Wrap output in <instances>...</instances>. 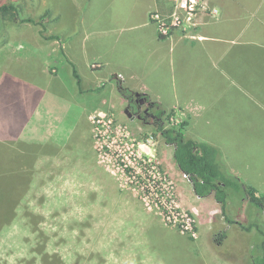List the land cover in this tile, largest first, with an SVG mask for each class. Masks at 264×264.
Instances as JSON below:
<instances>
[{"label":"rangeland","instance_id":"rangeland-1","mask_svg":"<svg viewBox=\"0 0 264 264\" xmlns=\"http://www.w3.org/2000/svg\"><path fill=\"white\" fill-rule=\"evenodd\" d=\"M5 2H17L21 8V16L7 22L9 32L0 37V157H9L5 166L18 164L13 158L18 155L12 153V142L25 143L28 148L33 143L44 146L49 141L61 145L71 141L77 127L86 129L87 121L90 151H84L85 157L75 160L73 157L38 160L42 180L27 210L33 213L32 220L23 215L27 211L22 212L19 223L0 237V264H249L251 247L264 241L256 228L259 225L264 231V210L237 195L230 198L228 213L246 226L254 225V229L250 235H240L234 227L227 232L223 245L215 244L220 234L216 229L224 227L208 230L211 221H219L220 211L212 208L213 199L208 200L207 208L197 201L183 203L180 191L187 183L178 184L170 169L174 147L165 143L155 126L146 125L132 115L129 101L125 105L120 98L112 97L109 85L97 93L88 92L95 85L86 76L102 77L106 73L97 64L91 69L96 62L91 50L86 56L74 58L76 70L85 77L82 90L79 88L72 66L60 55L62 39L54 41L57 24L62 34H67L66 40L74 29L78 30L74 25L77 10L70 1L0 0V5ZM210 9H214L212 3L206 5L204 13L213 16ZM216 10L220 15L219 9ZM44 16L43 24H38ZM23 18L34 19L37 24L24 23ZM80 34L81 31L77 38ZM85 43L90 47L94 42L90 39ZM249 53L245 72L234 58L228 63L232 77L222 78L218 83L193 82V87L210 90L212 97L199 101L212 102V109L209 120L194 117L186 136L219 149L224 165L229 168L231 164L242 182L256 188L261 197L264 196V49H251ZM260 53L258 79V71H253ZM186 70L191 73L192 69ZM238 78L244 80L246 89L260 96L251 99L250 110L243 115L237 111L242 98H217L222 92H236L238 82L242 81ZM100 83L105 82L97 84L101 87ZM130 94L127 93L129 100ZM105 98L107 102L101 104ZM164 100L169 102L168 98ZM190 100L185 97L183 102ZM84 111L87 120L83 118ZM241 116L244 121H240ZM163 121L164 128L184 122L181 110L165 111ZM74 144L77 155L80 145L78 141ZM139 145L151 155L143 156L151 173L142 169L140 160L130 157ZM160 178L162 183L163 179L172 183L169 190L157 187ZM17 190L11 187L0 192V217L14 207ZM164 205L177 206L182 213L191 215L193 231L182 234L180 226L167 224ZM21 208L25 209L23 205ZM159 234L160 237L155 236ZM166 234L170 239H166Z\"/></svg>","mask_w":264,"mask_h":264},{"label":"crops","instance_id":"crops-1","mask_svg":"<svg viewBox=\"0 0 264 264\" xmlns=\"http://www.w3.org/2000/svg\"><path fill=\"white\" fill-rule=\"evenodd\" d=\"M69 1L77 10V21L74 25L81 31L80 37L77 38L79 31L74 29L72 38L69 37L66 40L67 34H62V28L60 24H57L54 27L56 39L54 41L58 42L62 39L63 52L60 55L67 64L72 66V69L73 66H76L74 58L86 56L89 50L92 51V59L96 62L91 64V69L92 65L97 64L98 68L101 67L102 71L104 70L106 73L102 77L92 74L86 76V79L92 83L91 85H95L94 88L88 89V92L97 93L109 85L112 97L120 98L119 101L124 102L125 105L129 101L127 93H139L149 98L151 102L158 103L164 111L179 109L182 120L187 123L186 132L191 127L190 123L194 121V117L196 120H209L212 109V102L199 101L200 98H211L210 90L202 91L196 85L193 87V82L201 80V82L214 81L218 83L222 78L232 77L229 73L228 63L234 61V58L245 72L248 67L249 51L264 49V39H262L264 35V0H207L208 4L212 3L214 8L219 9L220 15L211 16L209 13L203 12L197 19V26L191 28L189 33L175 32L171 37L165 39L159 35L156 25L151 20V15L155 12L169 14L173 9L172 0ZM73 34L75 38H73ZM89 38L94 43L87 47L85 42L90 40ZM59 58L57 51L55 59ZM260 59L261 53L257 56V64ZM224 62L227 64L224 65ZM186 68L192 69L191 73ZM259 69L258 64L253 71V73L258 71V75H256L258 79H260ZM201 72H204V75H200ZM78 73L84 82L85 77L81 76L80 71ZM241 80L238 78V81ZM100 81H104L106 85L105 83L103 86L100 83L102 87L97 85ZM238 84L236 92H222L217 98H242L241 105H244V108L240 105L237 111L238 114L243 115L250 110L251 99L260 96L246 89L244 80ZM185 97H189L191 100L183 102ZM165 98H168L169 102H166ZM106 102L105 98L101 104ZM83 118L86 119L85 111ZM240 121H244L243 116L240 117ZM76 130L72 134V138L70 137L71 141L69 139L61 145H54V141L46 143L54 148V151L48 150L51 153L47 151L46 155H42L41 152L40 154L31 153V151L25 152L23 149H17L14 152L19 157H37V155L39 157H73L72 160H75V157H85L84 151L86 153L90 151L88 121L86 129L77 127ZM75 141H78V145H80L77 155L74 153ZM31 145L39 146L41 144L33 143ZM80 152H83L82 156H79ZM85 159L86 162L89 161L87 158ZM173 160L170 169L173 170V175H176V181L178 184L184 181L185 184L187 183L182 187V192L180 191L183 203L186 205L197 201L204 203L207 208L210 205L208 200L213 199V204L216 206L214 205L212 208L220 211L217 215L219 221L215 223L211 221V227L208 230L209 232L217 227H224L222 230L216 229L220 232L215 243L217 246L223 245L227 239L223 243H219L218 237L223 233H229L234 227L237 228L240 235L249 234L238 226H230L227 223L222 213L221 204L216 202L213 197H198L192 182L184 179V174L175 162L174 154ZM228 166L229 172L239 178L240 175L234 170L235 168L231 164ZM259 194L261 193L258 191L257 197ZM155 236L160 237L161 234ZM164 236L166 239H170L169 235ZM214 236L215 234L211 236V239ZM179 238L186 240L181 236Z\"/></svg>","mask_w":264,"mask_h":264},{"label":"trees","instance_id":"trees-1","mask_svg":"<svg viewBox=\"0 0 264 264\" xmlns=\"http://www.w3.org/2000/svg\"><path fill=\"white\" fill-rule=\"evenodd\" d=\"M20 14L21 8L18 6L17 2H5L0 5V37L5 32H9L7 22H13L16 17L21 16ZM45 18L46 16L41 17L40 23L38 24H41ZM22 21L24 23L37 24V22L31 18H23ZM73 75L81 89L82 80L74 66ZM152 107L159 116L165 114V111L158 103L152 102ZM186 127L187 123L181 122L179 125L170 128H164V126L162 127L159 125L157 129L164 138L165 143L174 147L175 162L182 173L187 175L192 182L195 194L200 198L213 197L216 202L221 204L222 213L227 223L230 226H238L250 235L254 229V225L246 226L239 222V218L235 215L231 216L227 209L229 200L237 195L241 197V200H244V202L253 204L258 209L264 210V196L257 197L258 190L256 188L243 183L239 178L229 172L228 168L222 162L219 149L207 143L188 138L186 136ZM11 145H13L11 148L14 151L23 149L25 152L31 151V153L37 154L41 152L42 155L48 154V152H50L48 150L54 151V148L49 144H45L44 146L29 145V148L21 142H12ZM40 149H42V151H40ZM12 153L18 155L15 152ZM8 158L9 157H0V192L11 187L15 188V190L18 189V200L15 202L14 207H11L9 212L4 211V216L0 217V237L8 233L14 224L19 223L18 221L21 217V213L26 212L28 208H30V200L34 198L39 191L42 180L37 170V163L38 160L43 157H39L38 155L37 157H13L18 164L5 166L8 164ZM22 205L25 209L21 208ZM29 212L30 211H27V213L23 215L29 217V220H32L31 214L33 213L30 214ZM32 223L36 225L37 222L33 219ZM256 228L264 239V231L261 226L256 225ZM218 238L219 243H223L227 238V234L223 233ZM253 250L255 255H252ZM41 252H43V249H40V253ZM250 256L251 259L249 260V264H264V241L251 247Z\"/></svg>","mask_w":264,"mask_h":264},{"label":"built area","instance_id":"built-area-1","mask_svg":"<svg viewBox=\"0 0 264 264\" xmlns=\"http://www.w3.org/2000/svg\"><path fill=\"white\" fill-rule=\"evenodd\" d=\"M172 2L173 10L171 11L170 15L166 16L160 12H155L151 15V20L156 25L159 35L162 38H169L179 30L184 34L189 33L191 28L197 26L198 16L205 11L206 5H208L207 0H172ZM211 13L213 16L218 15L216 8L211 10ZM94 120L95 117L93 121ZM143 156L151 157L150 153L147 150L145 151L141 145H139V148L136 151H132L130 153V157H133L134 160H140L143 163L142 169L145 172L151 173V170H149V165L147 164V161L143 159ZM116 160L119 161L118 158ZM149 163L151 164L152 160L149 159ZM153 169H157V167L153 166ZM185 177L188 178L187 175H185ZM159 182L160 183L157 187L161 186L162 191L169 190V187L172 184L167 179H163L162 183L161 178ZM162 209L164 211V220L167 224L180 226L182 234L193 231V221L191 215L182 213L177 206L168 207L167 205H164Z\"/></svg>","mask_w":264,"mask_h":264},{"label":"flooded vegetation","instance_id":"flooded-vegetation-1","mask_svg":"<svg viewBox=\"0 0 264 264\" xmlns=\"http://www.w3.org/2000/svg\"><path fill=\"white\" fill-rule=\"evenodd\" d=\"M137 94V93H136ZM136 94H131V98L128 102L132 115L140 122L146 125H153L156 128L161 125L164 126V115L159 116L155 110H153L152 102L145 96L138 97ZM133 96V97H132Z\"/></svg>","mask_w":264,"mask_h":264},{"label":"water","instance_id":"water-1","mask_svg":"<svg viewBox=\"0 0 264 264\" xmlns=\"http://www.w3.org/2000/svg\"><path fill=\"white\" fill-rule=\"evenodd\" d=\"M136 96H138V97H141L142 95H141V94H139V93H137V94H136Z\"/></svg>","mask_w":264,"mask_h":264}]
</instances>
